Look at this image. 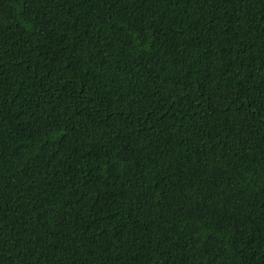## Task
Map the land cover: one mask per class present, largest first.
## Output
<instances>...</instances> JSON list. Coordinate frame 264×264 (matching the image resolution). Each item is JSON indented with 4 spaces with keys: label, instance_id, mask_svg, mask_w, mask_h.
<instances>
[{
    "label": "trees",
    "instance_id": "trees-1",
    "mask_svg": "<svg viewBox=\"0 0 264 264\" xmlns=\"http://www.w3.org/2000/svg\"><path fill=\"white\" fill-rule=\"evenodd\" d=\"M0 264H264V0H0Z\"/></svg>",
    "mask_w": 264,
    "mask_h": 264
}]
</instances>
